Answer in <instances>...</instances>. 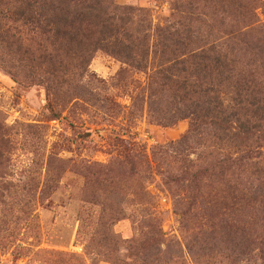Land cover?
Instances as JSON below:
<instances>
[{"label": "rangeland", "instance_id": "1", "mask_svg": "<svg viewBox=\"0 0 264 264\" xmlns=\"http://www.w3.org/2000/svg\"><path fill=\"white\" fill-rule=\"evenodd\" d=\"M204 1L181 55L164 52L153 28L191 17L184 0H104L144 47L128 63L101 49L98 19L64 23L67 5L85 0H0V264H264V200L249 199L247 168H264V140L229 195L198 171L245 147L209 124L212 105L195 118L181 91L194 80L182 72L194 67L187 56L214 43L236 44L235 80L252 74L264 90V48L228 36L264 25V0L238 31L212 28ZM42 3L36 20L18 14ZM217 90L234 110L233 85Z\"/></svg>", "mask_w": 264, "mask_h": 264}, {"label": "trees", "instance_id": "2", "mask_svg": "<svg viewBox=\"0 0 264 264\" xmlns=\"http://www.w3.org/2000/svg\"><path fill=\"white\" fill-rule=\"evenodd\" d=\"M57 3L59 0H55ZM73 2L74 0H70ZM87 4L81 6L70 7L67 5L64 9L65 17L64 23L71 25V22H67L68 15H73L75 19L81 18L82 23L85 17H93L99 20L100 36H103L101 41L103 46L101 49L111 53L122 59L125 62H131L133 56L137 54L140 49H143L141 41L138 38H133L132 33L136 32L132 28L130 22H124L122 18H116L115 15H108L107 10L109 7L104 6V0H85ZM185 6L191 13V17H181L178 22L173 23L170 21L172 15L164 20V25H156L153 29L158 33V46L164 50L168 49L181 50V55H185L187 49L195 43L193 26L191 25L192 14L195 12L200 13L201 9L197 4L201 0H184ZM203 1V0H202ZM51 2V1H50ZM204 3H208L213 14L210 15L212 19V28L217 26H230L236 27L238 31V25L246 22H250L249 26L253 24L252 17H254V0H205ZM52 5L47 6L49 8ZM44 3L39 4L38 7H34L30 4L22 7V11L18 9V14L21 15L23 20L31 21L36 20L40 16L41 12L45 14ZM54 10V8H53ZM71 10V11H70ZM142 11V10H138ZM200 11V12H199ZM220 12V13H219ZM189 13V12H188ZM34 16L31 19V16ZM220 15H223L221 17ZM45 21L47 19L44 18ZM55 22L53 18H49L47 22ZM195 21V19H194ZM253 22V23H252ZM56 24V23H54ZM256 27L254 30L244 31L242 33L234 32L230 30L228 36L232 41H238L240 45L253 47L259 49V53L262 54L264 48V25ZM79 31V27L77 29ZM130 31V32H129ZM214 41H211L212 43ZM236 45V44H235ZM234 43L232 45H226L224 49L218 44H209L204 49L193 53L187 58L194 59V67L191 72L182 68L184 74L188 73L189 76H193V81L184 79L181 83V91L183 98L187 99L189 104L194 105L196 111L194 112L195 118L207 117L205 114L208 112L203 111L202 107L212 105L214 109H217L218 117H213L209 124L215 126L217 130L222 133L226 131H234L233 138L241 140L240 145H244V150L241 151V155H221L220 158H212L210 161H206L203 165L204 168L198 173H204L211 176V179L220 186L225 185L228 188L229 195L239 191L237 186L240 177H243V173L246 174L247 163L252 155L256 154L254 149H258L260 146L254 147L259 142L264 140V90L261 88V83L257 81L252 74L243 75L240 72L236 74L240 78L236 81L235 75H233V60L228 59L227 51L231 53L235 51ZM238 45V44H237ZM142 47V48H141ZM153 48L152 46H150ZM148 48V44H147ZM200 49V48H199ZM186 60H182L181 64H184ZM211 82V84H210ZM231 83L233 85L235 97L233 98L234 110L228 111L224 107L223 103L217 95L218 87L223 84ZM212 83L215 85L213 88ZM200 108V110H199ZM198 109V110H197ZM209 113V112H208ZM262 156L257 151V157ZM1 157V155H0ZM202 166V167H203ZM263 167V166H262ZM251 169L250 176L253 177L254 185H251L248 190L251 201L257 199L264 200V168L260 169V163H255L247 167ZM201 169V168H200ZM235 172V173H234ZM237 172V178L235 179L236 185L232 186L233 176ZM263 180L262 183L259 180ZM225 182V183H224ZM233 191V192H232ZM241 192V191H240ZM236 197H232L235 199Z\"/></svg>", "mask_w": 264, "mask_h": 264}]
</instances>
